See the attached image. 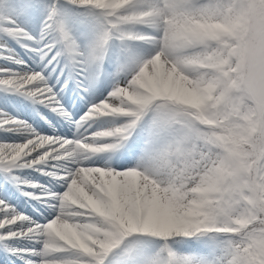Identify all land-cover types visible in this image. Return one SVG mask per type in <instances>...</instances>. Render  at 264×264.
<instances>
[{
    "label": "snow or ice",
    "instance_id": "6c2138e0",
    "mask_svg": "<svg viewBox=\"0 0 264 264\" xmlns=\"http://www.w3.org/2000/svg\"><path fill=\"white\" fill-rule=\"evenodd\" d=\"M66 2L99 10L92 14L100 30L87 50L58 0L48 6L39 39L10 17L0 32L38 45L32 50L46 67L63 57L83 94L103 75L113 40L125 56L118 74H130L77 121L43 70L0 67V86L76 128L75 139L45 135L0 113V131L28 134L23 142L0 141V173L41 213H55L41 223L10 202L11 188L0 191V264H112L113 257L116 264H264V0ZM34 8L32 0H0V16ZM134 42L152 45L153 54L142 59ZM104 117L122 123L89 131ZM142 124L144 138L129 146ZM102 153L110 154L103 166L87 163ZM117 153L124 160L113 167ZM24 169L66 190L52 193L17 175Z\"/></svg>",
    "mask_w": 264,
    "mask_h": 264
},
{
    "label": "bare ground",
    "instance_id": "6f19581e",
    "mask_svg": "<svg viewBox=\"0 0 264 264\" xmlns=\"http://www.w3.org/2000/svg\"><path fill=\"white\" fill-rule=\"evenodd\" d=\"M49 2L50 1H48L47 3ZM32 3L34 4L33 1ZM43 6L44 1L38 0V5H35V8L31 13L35 12L36 15L41 14ZM13 16L16 19V22L20 23V17H18L16 13ZM4 20V23L7 24L5 18ZM44 21L45 19L39 21L36 24L35 28H33V25L31 24L27 26L29 31L31 28L30 32L34 33L33 35L37 37V39L40 38V33ZM141 27V30L139 31L144 32L148 35L155 34L153 29L147 28L145 26ZM74 30L79 32L78 29ZM0 36L3 38H8V36H6L3 32H0ZM72 36L79 42L82 49L87 50L90 47V45H88L87 43H81L79 34L73 33ZM9 43L11 46L14 47V49L7 48V51H0V67L6 66L11 68L15 72H26L27 69H39V71L43 70V74L47 78L48 84L53 86L54 89L57 91L61 105H63V107L72 114L73 120L77 121L88 111L90 104L97 103L100 100L104 99L105 96H107L108 92L113 88L116 81L121 76L120 73L118 74V69L123 63H125V56L122 52L120 42L117 40L111 41L108 48L107 58L103 65V75L100 76L94 88L90 89L87 94H83L82 92H78L79 88H77L76 85H71L72 79H69V77L70 75L73 76L74 73L70 67H66L67 61L63 57L58 58L57 62H55L54 65L46 67V61L42 62L40 56L35 51L29 52V54L22 51L23 53L19 54L18 52H15L17 48L14 39H9ZM25 43H27V45H29L31 48H36L38 46L31 41H26ZM0 45H4V43L0 42ZM134 46L138 50L142 59H146L147 55H149L150 51L153 49L152 45L145 44L143 42H134ZM12 57H16L17 59L25 61V65L15 63ZM17 68L21 69V71H18ZM134 70L135 66H131L130 71ZM128 74H130V72ZM65 80H68V87L66 88L63 87L62 83ZM5 100L7 101V103H3V101ZM0 113H6L7 115L12 116L18 120L26 121L34 129L42 132V134L45 135L56 136L59 134L63 136V138L68 139H75L76 137V128L74 127V124L69 123V121L67 120H64L61 116L57 114V112L52 111L51 109L45 107L42 104L33 103L32 100L27 99L26 97L21 96L13 91L6 90L3 86H0ZM120 123H122V120L119 118H96L89 131L111 128ZM143 127L144 125L142 124L140 127L137 128L135 134L129 141V146L136 145L139 141L144 138ZM27 135L28 134L24 131H0V141L23 142L26 140ZM122 151L127 152V148ZM109 158V153L97 154L96 157H94L91 161H88L87 163L90 166H103L105 160H109ZM123 160L124 157L119 153L114 156H111V164L113 167H116L117 164L122 163ZM128 160L130 161L129 166L135 164L136 162L135 158H133L131 155L128 156ZM17 175L26 177L28 179L32 177L35 180L46 182L48 183V186L46 185L48 188L54 186L59 187L62 184L58 183L56 180L52 179L49 176L42 175L40 172H35L31 169L19 170L17 172ZM4 188H11L12 192L15 193L14 197L10 196V202L14 203L19 210H22L29 215H33L34 213V217H36L40 221L44 220V222L55 215V213L51 212L50 210L41 213L37 208L36 201L31 200L29 197L23 196L19 191L16 190L15 187H13L11 182L6 183L4 175L0 173V191H3ZM64 190L66 189L63 188V190L59 192H52L51 190V192L62 193ZM39 207L43 208L45 207V205L41 204L39 205ZM18 243L20 246L29 245L28 241H20ZM35 247H39V245H35ZM3 255L4 252L0 251V256ZM9 264H13V262L10 260ZM16 264H21V262L16 261Z\"/></svg>",
    "mask_w": 264,
    "mask_h": 264
},
{
    "label": "rangeland",
    "instance_id": "374dc122",
    "mask_svg": "<svg viewBox=\"0 0 264 264\" xmlns=\"http://www.w3.org/2000/svg\"><path fill=\"white\" fill-rule=\"evenodd\" d=\"M32 1L34 2L35 5H38V0H32ZM43 1H44V6H43V8L41 10V14H39V15H36L35 12H33L30 15H27V16L22 15V14H20L18 12H15V11L5 12L4 14H2V16H0V28H6L8 26L6 23H4V21H5L4 18L10 17L11 19L16 21V19L13 16L16 13L17 16L20 17V23L16 22L17 25L19 27H22V28L26 29L29 33H31L30 32L31 28H30V31H29L27 26L31 24V25H33L32 27L35 28L36 24L39 21H41L42 19H45L47 17L48 10H49L48 6L53 3V0H43ZM48 1H50V2L47 3ZM58 7L60 8V11H61V13L63 15V18L68 23V26L70 28L71 34H73V33L79 34L82 44L87 43L88 45H91L95 41V39H96V37H97V35L99 33V30H100L99 22L96 19L95 15H93L92 13H93V11L98 13L99 10H89V9H87L85 7H74L71 4H68L66 2V0H58ZM21 17H22V19H21ZM140 27L141 26L135 27V30H137V31L141 30L142 27H141V29H140ZM74 29H78L79 32H77ZM31 34L33 35L34 33H31ZM9 39H13V38H11V37L3 38V37L0 36V42L1 43H4V45L7 44L6 45L7 48L14 49V47L10 45ZM14 42H15L16 48H17V50H15V52H18L19 54L23 53L22 51L26 52L27 54H29V52H33L32 49H34V48H31L29 45H27V47H22L21 46V44H27V43H25L26 41L22 37L15 38ZM150 54L151 55L153 54V49L150 51L149 55H147V58L151 56ZM114 62H116V61H114ZM117 67H118V64H117ZM17 70L21 71V69H18V68H17ZM27 71H39V69H33V70H28L27 69ZM21 72H23V71H21ZM119 73H120L121 76H120V78L117 81H119L120 83H123L124 80L127 78V76L129 74L125 73V72H119ZM73 77L74 78L71 81V85H76L77 77H75V74L73 75ZM78 92L80 93L81 90L78 89ZM56 136H60L61 138H63V136H61L59 134L56 135ZM30 180H34V181H37L38 183H40L42 185H47L48 186V183L41 182L39 180H35L32 177L30 178ZM50 188H51L52 192H59V191H62L64 187L61 184V186H59V187L54 186V187H50ZM25 190H28V189H25ZM33 218H36V217H33ZM40 222L42 223V222H44V220L40 221ZM27 246H29V245H27ZM174 247L179 249V250H181V251L187 250V245H185L183 243L175 244ZM192 247L193 248H197V247H200V245H198L195 241H192ZM117 260H118V257H113L112 258V264H116Z\"/></svg>",
    "mask_w": 264,
    "mask_h": 264
}]
</instances>
